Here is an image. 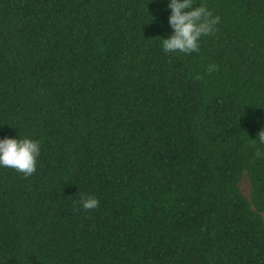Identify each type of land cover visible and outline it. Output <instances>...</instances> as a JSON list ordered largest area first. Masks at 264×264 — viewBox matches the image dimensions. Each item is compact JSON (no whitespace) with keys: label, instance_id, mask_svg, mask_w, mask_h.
I'll use <instances>...</instances> for the list:
<instances>
[{"label":"trees","instance_id":"1","mask_svg":"<svg viewBox=\"0 0 264 264\" xmlns=\"http://www.w3.org/2000/svg\"><path fill=\"white\" fill-rule=\"evenodd\" d=\"M166 3L0 0V138L40 141L0 166V264H264V0H196L187 54Z\"/></svg>","mask_w":264,"mask_h":264},{"label":"clouds","instance_id":"2","mask_svg":"<svg viewBox=\"0 0 264 264\" xmlns=\"http://www.w3.org/2000/svg\"><path fill=\"white\" fill-rule=\"evenodd\" d=\"M165 7L170 10L167 24L171 29L170 34L159 36L161 49L165 53L187 54L198 51L200 38L213 32L220 19L206 4L196 3V0H167ZM153 19L154 17L151 20ZM216 67L214 63L209 64L207 71L212 72ZM195 78L199 79L200 75L196 74ZM257 138L264 144V128L256 133L255 139ZM39 153L38 139L19 134L15 137L0 138V166L14 168L25 176L36 170ZM256 154L260 155V152L257 151ZM97 205L98 199L93 194H84L80 198V206L83 209L95 208Z\"/></svg>","mask_w":264,"mask_h":264},{"label":"rangeland","instance_id":"3","mask_svg":"<svg viewBox=\"0 0 264 264\" xmlns=\"http://www.w3.org/2000/svg\"><path fill=\"white\" fill-rule=\"evenodd\" d=\"M238 187H239V190L242 193V195L244 197H246L247 199H249L250 186H249V183L247 181L245 174H243L242 179H241Z\"/></svg>","mask_w":264,"mask_h":264}]
</instances>
